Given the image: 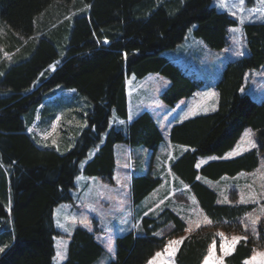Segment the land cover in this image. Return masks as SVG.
Returning <instances> with one entry per match:
<instances>
[{
  "label": "trees",
  "instance_id": "trees-1",
  "mask_svg": "<svg viewBox=\"0 0 264 264\" xmlns=\"http://www.w3.org/2000/svg\"><path fill=\"white\" fill-rule=\"evenodd\" d=\"M0 24L7 28L0 34V250L5 246L0 264H53L54 238L64 234L56 227L55 208L73 199L77 177L112 181L117 142L156 151L162 141L149 112L138 115L126 133L109 128L114 111L120 118L128 117L126 77L156 71L171 81L161 96L165 102L189 97L202 81L162 52L181 44L193 24L196 37L212 49H222L229 44V28L239 22L219 11L213 0H0ZM242 30L249 54L224 68L216 84L218 108L175 124L170 131L172 142L192 148L173 162L172 169L188 183L212 223L186 235V222L171 208L145 215L140 235L128 231L117 236L116 257L107 264H149L177 238L184 239L175 264H204L222 238L246 237L224 257L225 264H247L264 250V214L253 231L245 217L255 205L220 204L216 190L198 179L200 173L218 179L252 171L259 166V150L197 169L200 155L222 156L247 127L256 132L264 152V100L241 93L247 71L264 65V22L245 23ZM60 56L56 68L40 77ZM57 86L76 88L92 105L86 127L70 150L63 144V152L38 147L26 132L24 118ZM93 148L92 159L81 168ZM161 183L151 174L133 177V201L143 200ZM11 197L10 221L6 205ZM103 252L94 233L77 228L63 264H93Z\"/></svg>",
  "mask_w": 264,
  "mask_h": 264
},
{
  "label": "rangeland",
  "instance_id": "rangeland-1",
  "mask_svg": "<svg viewBox=\"0 0 264 264\" xmlns=\"http://www.w3.org/2000/svg\"><path fill=\"white\" fill-rule=\"evenodd\" d=\"M226 3L227 7H221L220 0H213V5L219 11L229 13L239 22V25L229 28L227 46L218 50L212 49L204 39L194 35L197 24H193L181 44L162 52L163 56L176 63L187 74L202 81L201 88L191 96L180 98L173 104L165 102L161 96L171 81L156 71H151L141 78L135 74L126 77L128 117L120 118L114 111L109 128L114 127L126 133L128 125L138 115L149 112L162 133V141L156 151L144 145L117 142L114 145L115 167L112 181L82 174L77 177L76 188L72 190L73 199L61 203L57 210V207L55 208L56 227L64 234L54 238L53 264H63L66 261L70 238L77 228L94 233L96 240L104 248L101 257L93 264H107L116 257L117 236L128 231L140 235L141 221L145 215H156L165 208H171L186 222V235L208 225L205 219H210L194 192L172 169L173 162L192 148L172 142L170 131L175 124L211 113L218 108L216 84L224 68L229 61L249 54L242 25L264 22V0H243L242 5L240 0H226ZM3 33H7V28L0 24V34ZM59 48L62 56V47ZM61 56L49 65L40 77L49 70L53 71ZM241 93L250 95L257 102L264 100V65L247 71ZM91 109V103L79 90L57 86L43 97L30 117L24 116L26 132L40 148L63 152V144H68L65 149L68 151L74 146L78 134L86 127L87 115ZM105 136L106 134L103 138ZM252 149L259 150L260 162L256 169L235 175H223L218 179H211L200 173L198 179L216 190L220 204L238 202L255 205V208L247 213L245 224L257 232L260 218L264 214V152L259 148L256 132L251 127L245 128L235 146L222 156L200 155L197 169L200 170L215 160L235 158ZM94 152L95 148L89 151L80 163L81 168L92 159ZM144 174L160 177L162 183L143 200L134 202L132 179ZM11 207L12 197L6 205L7 219L10 221L13 218ZM1 232H6V228ZM172 241L181 242V238ZM180 242L168 244L163 251L158 252L161 253L160 256L155 255L150 260L152 264H175L174 257ZM236 242L233 237L222 238L218 249L213 246L204 264H225L223 259L232 251ZM4 249L5 246L0 252ZM57 252L61 255L58 256ZM261 254H264V250L257 251L246 263L264 264V255Z\"/></svg>",
  "mask_w": 264,
  "mask_h": 264
},
{
  "label": "snow or ice",
  "instance_id": "snow-or-ice-1",
  "mask_svg": "<svg viewBox=\"0 0 264 264\" xmlns=\"http://www.w3.org/2000/svg\"><path fill=\"white\" fill-rule=\"evenodd\" d=\"M240 2H241V5L243 4V0H240ZM220 4H221V7H227V3H226V0H220ZM241 10H243V8L241 7ZM258 11H259V9H257ZM233 14H235V13H233ZM241 54H243V53H241ZM248 134H250V133H248ZM247 135V134H246ZM205 223H207V224H211L212 222L210 221V220H207V219H205ZM197 227H199V224L197 225ZM218 235H223L222 233H220V234H218ZM184 238H181V240H183ZM240 239H246V237H233V241H238V240H240ZM180 241H169V245H172V244H176V243H179ZM167 250V249H166ZM57 255L58 256H60L61 255V253L60 252H57ZM157 256H160L161 255V253H157L156 254ZM261 255H264V254H261ZM149 264H152V262L150 261L149 262Z\"/></svg>",
  "mask_w": 264,
  "mask_h": 264
},
{
  "label": "crops",
  "instance_id": "crops-1",
  "mask_svg": "<svg viewBox=\"0 0 264 264\" xmlns=\"http://www.w3.org/2000/svg\"><path fill=\"white\" fill-rule=\"evenodd\" d=\"M58 208H60V206H58V207L56 208V210H57ZM55 215H56V211H55Z\"/></svg>",
  "mask_w": 264,
  "mask_h": 264
},
{
  "label": "bare ground",
  "instance_id": "bare-ground-1",
  "mask_svg": "<svg viewBox=\"0 0 264 264\" xmlns=\"http://www.w3.org/2000/svg\"><path fill=\"white\" fill-rule=\"evenodd\" d=\"M194 80V79H193ZM58 207V206H57Z\"/></svg>",
  "mask_w": 264,
  "mask_h": 264
}]
</instances>
